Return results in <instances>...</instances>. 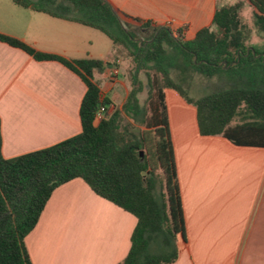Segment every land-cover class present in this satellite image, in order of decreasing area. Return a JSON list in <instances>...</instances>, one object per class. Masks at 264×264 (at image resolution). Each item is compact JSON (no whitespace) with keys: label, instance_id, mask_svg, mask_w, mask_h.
<instances>
[{"label":"crops","instance_id":"1","mask_svg":"<svg viewBox=\"0 0 264 264\" xmlns=\"http://www.w3.org/2000/svg\"><path fill=\"white\" fill-rule=\"evenodd\" d=\"M106 1L125 29L145 34L169 25L183 28L185 39L213 28L220 6L240 2V18L252 28L257 12L248 0ZM252 32L246 42L259 45L247 53L259 50L252 54L264 62V35ZM0 33L38 52L109 62L93 72L101 97L111 100L109 111L126 100L130 84L120 76L124 52L101 31L0 0ZM84 92L81 79L61 63L36 60L0 41L2 156L42 149L79 133ZM164 93L185 224L178 257L168 264H264V143L235 144L221 134L201 135L195 107L173 89ZM136 222L133 214L74 178L52 191L24 242L31 264H120Z\"/></svg>","mask_w":264,"mask_h":264},{"label":"trees","instance_id":"2","mask_svg":"<svg viewBox=\"0 0 264 264\" xmlns=\"http://www.w3.org/2000/svg\"><path fill=\"white\" fill-rule=\"evenodd\" d=\"M248 1L257 10L253 28L264 35V0ZM13 2L104 33L128 58L124 66L130 90L123 105L109 111L112 102L101 97L93 78V72L104 70L109 62L38 52L0 33L1 42L36 60L61 63L85 85L79 133L11 158H4L0 150V264H31L25 237L52 191L74 178L136 217L129 252L120 264L172 263L178 257V237L185 240V224L164 90H175L195 107L201 135L221 134L235 144L264 143V62L247 53L253 28L240 18L241 3L218 7L213 28H201L191 39L184 38L183 28L162 25L150 40L140 41L122 26L106 0ZM233 68L241 74L238 85L196 98L184 89L190 72L212 77ZM141 73L148 86L143 104L138 97ZM234 120L240 123L231 125ZM151 247L158 251L150 252Z\"/></svg>","mask_w":264,"mask_h":264},{"label":"rangeland","instance_id":"3","mask_svg":"<svg viewBox=\"0 0 264 264\" xmlns=\"http://www.w3.org/2000/svg\"><path fill=\"white\" fill-rule=\"evenodd\" d=\"M251 34H255V32H251L250 35ZM257 34H259V33H257ZM137 35H138V38L140 41L150 40L152 37V31H149L145 34H141L140 32H138ZM101 36L104 38V40H106V42L108 44L110 43L109 39L105 35H101ZM246 43L249 47L252 45H255V46L259 45L256 43L255 44L250 43V40H249V42H246ZM123 57H124V55H123ZM127 59L128 58H123V61L127 62ZM222 65H223V68L228 67L226 65V62H222ZM122 69L124 70V73H120L121 74L120 76H124L127 78L128 67H126V70H125V68H122ZM240 75L241 74H238L236 72V69H234V68L232 70H229L228 72L217 73L212 77H206V76H203V75L198 74V73L190 72L188 75V80L185 83V85H183V86H184V89L187 91L189 96L196 98V97H201L203 95L209 94V93L214 92L216 90L226 88V87L231 86V85H238V83H239L238 80H240L239 79ZM140 79L143 83V89L139 93L138 97H139L140 103L143 104L146 102V99H147L148 86L146 84V77L144 74H142V73L140 74ZM124 118H126V120H127V118H129V117H127L125 115ZM149 251L152 253L153 252L155 253L158 250L154 247H151V248H149Z\"/></svg>","mask_w":264,"mask_h":264},{"label":"built area","instance_id":"4","mask_svg":"<svg viewBox=\"0 0 264 264\" xmlns=\"http://www.w3.org/2000/svg\"><path fill=\"white\" fill-rule=\"evenodd\" d=\"M101 118H102V114H101V112H98V113L96 114V119L99 120V119H101Z\"/></svg>","mask_w":264,"mask_h":264},{"label":"water","instance_id":"5","mask_svg":"<svg viewBox=\"0 0 264 264\" xmlns=\"http://www.w3.org/2000/svg\"><path fill=\"white\" fill-rule=\"evenodd\" d=\"M248 51V50H247ZM252 52H253V50H252ZM224 62V61H223ZM140 155H142V152H140ZM143 174H144V172H142Z\"/></svg>","mask_w":264,"mask_h":264}]
</instances>
